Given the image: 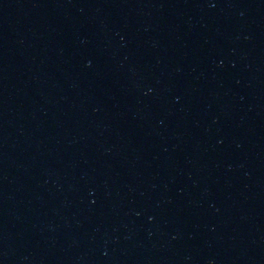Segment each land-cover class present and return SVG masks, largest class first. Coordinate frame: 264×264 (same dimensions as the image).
Listing matches in <instances>:
<instances>
[{
  "label": "water",
  "instance_id": "water-1",
  "mask_svg": "<svg viewBox=\"0 0 264 264\" xmlns=\"http://www.w3.org/2000/svg\"><path fill=\"white\" fill-rule=\"evenodd\" d=\"M0 264H264V0H0Z\"/></svg>",
  "mask_w": 264,
  "mask_h": 264
}]
</instances>
